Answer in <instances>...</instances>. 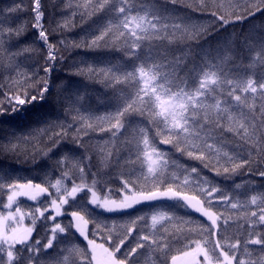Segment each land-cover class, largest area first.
Segmentation results:
<instances>
[{
	"label": "snow or ice",
	"instance_id": "6c2138e0",
	"mask_svg": "<svg viewBox=\"0 0 264 264\" xmlns=\"http://www.w3.org/2000/svg\"><path fill=\"white\" fill-rule=\"evenodd\" d=\"M239 2L228 0L233 11L226 19L213 10L223 9L224 0H64L62 19L49 29L42 0H31V23L0 25V71L20 78L13 81L18 91L0 99V123L29 125L27 133L5 136L0 154L39 168L40 180L0 169V197L7 192L6 202L0 200V264H135L142 250L148 253L145 264H264V232L255 231L264 228V185L235 182L238 175L264 180V73L259 82L247 75L243 52L252 50L250 37L239 47L234 34L214 46L202 43L230 24L264 14V0H244L246 15L237 11ZM28 10L21 0L0 11ZM77 27L83 35L69 39ZM30 29L35 40L21 43ZM258 39L264 53V35ZM14 41L19 47L10 51ZM34 56H43L44 64L22 71L21 58L35 66ZM73 77L106 91L94 94ZM97 133L107 139L85 143ZM177 153L198 166L179 163ZM93 155L104 168L126 169L119 188L97 179ZM41 161L52 163L41 168ZM56 169L61 172L53 181ZM217 177L231 184L222 187ZM21 198L36 206L23 210ZM144 205L149 211L131 215ZM65 206L77 210L67 213L71 219L63 225L56 221ZM105 213L127 216L108 220ZM38 221L52 222L41 239L33 237ZM230 223L236 226L234 242L226 235ZM70 229L86 241L84 247H58ZM134 233L136 244L128 248ZM249 246H258L257 258Z\"/></svg>",
	"mask_w": 264,
	"mask_h": 264
},
{
	"label": "trees",
	"instance_id": "16d2710c",
	"mask_svg": "<svg viewBox=\"0 0 264 264\" xmlns=\"http://www.w3.org/2000/svg\"><path fill=\"white\" fill-rule=\"evenodd\" d=\"M21 3V0H0V10L7 9L8 7H12L15 4ZM64 0H42V10L45 13V19H44V27L45 28H51L53 26L54 20H61L62 15L61 12L59 11V8L63 7ZM23 4L25 7H27L29 10L26 12H18V13H7L6 11H0V25H2L5 29L11 27L15 28L18 24H20L21 21L27 20L30 23L33 20V14L31 13V0H23ZM224 8L221 9L218 6H213V10L217 11L221 15H225V18L228 19V15L226 13L233 11V9L228 5V0H224ZM246 7L244 0H240L239 6L237 11L241 14H245L244 8ZM207 11V10H206ZM66 15V14H65ZM194 18H197L201 21H207L210 19L208 15H199L197 13H192ZM77 23H79V19L77 18ZM30 28V24H29ZM230 34L235 35V40L237 47L240 46V41L244 39L245 37H250L252 41V50L247 51L245 50L243 52V63L246 66H250L247 71V75L253 79H256L259 82V74L264 73V53H261L260 49V40L258 37L261 35H264V14L258 13L254 19L246 20L243 23H234L230 24L222 30L221 32L210 36L207 40V42L202 41V43H208L212 44L213 46L216 44V42L220 38H226ZM83 35V30L79 27H77L74 31L68 33L69 39H77L80 36ZM36 37V32L34 30H29V34L27 38L22 41L21 43L23 44H28L32 41L35 40ZM38 50L43 51V45L40 43H36L34 45ZM19 47L15 41L12 43L11 48L9 49L10 51H15L16 48ZM258 53H261V56L258 57ZM46 55V52L44 53ZM68 53H65L67 55ZM83 53H79V55H82ZM73 58H77V54H73ZM91 58V57H89ZM32 60H34L35 66H32L31 61H25V58H21L20 62V68L22 71L26 72H34L35 67L42 66L44 64L43 61V56H34L32 57ZM7 57H5V63H7ZM40 76H43V72L41 71L39 73ZM54 77H59V80H66L68 79L67 76L64 75V73L61 72H55L53 73ZM20 78L17 76L15 71H0V85L3 86L2 91H0V99L3 98V93L7 92L10 94H15L18 89L19 85L13 83V81L19 80ZM74 81L84 84L87 83L88 90L94 94L97 93H104L106 90L103 88L102 85L98 83H88L85 80H81L80 78L73 77L72 78ZM59 82V81H57ZM108 95H111V92H107ZM51 100V97H50ZM49 105H45L44 109L41 110H47ZM99 111L102 113L104 111L103 108H100ZM15 130L18 134L19 133H27L29 131V125L24 124L22 127L21 126H16V125H7V124H2L0 123V141L3 140V138L11 131ZM101 137L103 139H107V135L105 134H92L90 140H86L85 143H91L95 144L97 141L102 142ZM157 146L164 151H169V152H174V149L170 145H162L157 142ZM77 156L81 155V153L77 152ZM255 155V154H254ZM122 156H126V153H122ZM59 158V157H56ZM174 158L181 164H188L191 166H198V162L196 161H189L186 157L180 156V154H175ZM134 159V157H133ZM51 161H41L40 166L41 168H48L51 165ZM92 172H97V179L101 181H106L109 183V185L113 188H119L120 187V177L119 173L121 171H126V169L120 167V166H109L107 168H104L101 166L99 158L96 155L92 156ZM123 163V161L121 162ZM0 169L4 170H14L15 172H18L21 175H27L29 178H33L34 182H40L38 178H36L35 173L39 171V168H33L31 164H17L16 161L14 160L13 157L11 156H3V154H0ZM264 170V169H261ZM246 171V170H245ZM61 169H56L55 171H52L51 173V178L54 181L59 175H60ZM205 174L208 175L209 173L207 170H205ZM129 177L127 175L124 176V179H128ZM134 178V177H133ZM92 177L89 176L88 180L91 182ZM217 182L222 186V187H227L231 184V181H224L222 178L217 177L216 178ZM245 180H255L257 185H264V180L260 179L256 175H238L235 177V182L236 183H242ZM8 183H11V180L7 181ZM79 179H76V183H79ZM67 186L70 188L72 186L71 181H66ZM261 191H264V189H260ZM51 191V190H50ZM255 194L254 192H249L248 195ZM6 197H7V192L3 194L2 197H0V200L3 202H6ZM21 208L25 211H28L29 209L33 208L36 206V202L32 201H27L26 198H21ZM66 214L63 216H60L57 218L56 222H59L63 225H66L69 223L71 217L67 213H70L73 210H77L74 208H71L69 206H65ZM223 211V209H219ZM252 209L250 208L249 211ZM149 211V206L144 205L140 206L138 208L137 212H132L131 215H136L138 212H147ZM53 213L51 210L49 213H46V215H52ZM226 215H236L234 213H225ZM183 215V213H181ZM193 216H198V214H192ZM127 214L124 216H121L119 214H103V218L112 220H122L125 219ZM26 224H30V221L27 219L25 220ZM241 224L244 223V221H240ZM52 227V222L48 221L47 223H42L39 222L37 223L36 226V231L33 233V237L35 239H41L42 237L45 236V229H50ZM91 227V225H90ZM143 227V225H141ZM242 232H244V235L241 236V240L246 238L247 235V226L245 225V228L241 229ZM257 232H264V228L257 227L255 229ZM236 232V226L233 224H229V226L226 229V235L230 236L233 238V242L235 239L234 233ZM50 235V233H49ZM139 235V233H134L133 238H130V243L127 244L128 248L134 247L136 244L135 236ZM90 238H92L90 236ZM44 243L47 242L46 239L43 240ZM98 242H102L98 240ZM73 244H79L81 247H84L86 245V241L83 240L82 237L79 236L78 233L75 232V229H70L67 234H61V238L59 240L58 247L59 248H66L69 247ZM19 248V246H17ZM250 251L253 252V257L252 258H257L260 255V250L258 246H249ZM176 254V253H172ZM148 255L146 250L141 251L140 258L135 262V264H145V257Z\"/></svg>",
	"mask_w": 264,
	"mask_h": 264
},
{
	"label": "rangeland",
	"instance_id": "374dc122",
	"mask_svg": "<svg viewBox=\"0 0 264 264\" xmlns=\"http://www.w3.org/2000/svg\"><path fill=\"white\" fill-rule=\"evenodd\" d=\"M26 224V223H25ZM27 225H30V224H27Z\"/></svg>",
	"mask_w": 264,
	"mask_h": 264
}]
</instances>
